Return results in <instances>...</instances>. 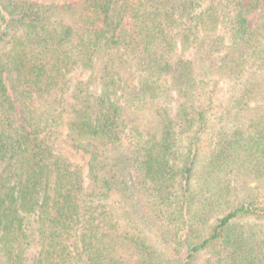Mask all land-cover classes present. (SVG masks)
<instances>
[{"label":"trees","instance_id":"obj_1","mask_svg":"<svg viewBox=\"0 0 264 264\" xmlns=\"http://www.w3.org/2000/svg\"><path fill=\"white\" fill-rule=\"evenodd\" d=\"M0 264H264V0H0Z\"/></svg>","mask_w":264,"mask_h":264}]
</instances>
